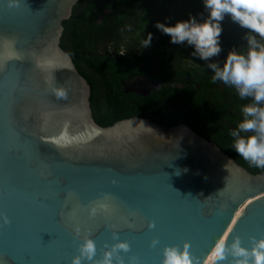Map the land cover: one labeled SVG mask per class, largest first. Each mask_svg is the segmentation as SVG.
<instances>
[{"label":"water","instance_id":"obj_1","mask_svg":"<svg viewBox=\"0 0 264 264\" xmlns=\"http://www.w3.org/2000/svg\"><path fill=\"white\" fill-rule=\"evenodd\" d=\"M78 1L0 0V264H70L84 236L93 260L126 240L114 264H160L186 240L201 262L220 238L250 247L264 236V173L186 123L95 120L91 84L61 46Z\"/></svg>","mask_w":264,"mask_h":264},{"label":"trees","instance_id":"obj_2","mask_svg":"<svg viewBox=\"0 0 264 264\" xmlns=\"http://www.w3.org/2000/svg\"><path fill=\"white\" fill-rule=\"evenodd\" d=\"M201 10L202 0H79L63 22L61 46L91 84V106L100 125L136 116L166 126L186 123L252 173H264L232 148L230 132L250 98L241 99L234 88L213 82L207 61L170 43L155 27L159 15H174L171 22L161 21L174 23ZM149 32L151 45L141 48ZM244 32L230 19L223 22V51L212 60L222 63L232 48L246 50ZM142 82L148 89L135 90Z\"/></svg>","mask_w":264,"mask_h":264},{"label":"clouds","instance_id":"obj_3","mask_svg":"<svg viewBox=\"0 0 264 264\" xmlns=\"http://www.w3.org/2000/svg\"><path fill=\"white\" fill-rule=\"evenodd\" d=\"M18 2L10 0V3ZM202 5L201 11L190 12L186 18L174 23L157 21L155 27L170 37V43L186 46L193 57L207 61V67L213 72V82L221 81L234 88L241 99L250 98V102L241 108L242 119L230 132L232 148L250 167L264 169V0H202ZM226 17L245 30L241 38L246 42V50L232 48L220 63L212 58L223 51L221 34ZM151 42L152 33L149 32L142 40L141 48L150 47ZM52 91L58 98L67 94L66 89L55 85L54 81ZM231 160L229 157L228 162ZM0 218L4 224L9 223L3 212H0ZM74 232L80 236L79 226L74 227ZM250 239L251 246L247 247L239 235L232 236L231 240L220 238L205 262L193 257L187 240L182 245L167 244L162 249L160 264H222L229 256L232 258L230 264H264V236ZM151 243L157 245L158 238H153ZM129 247L126 240H117L105 250L101 260H93L96 242L84 236L70 264H84L85 260L92 264H114L113 255L118 250L127 251ZM115 264H125V261L116 255Z\"/></svg>","mask_w":264,"mask_h":264},{"label":"rangeland","instance_id":"obj_4","mask_svg":"<svg viewBox=\"0 0 264 264\" xmlns=\"http://www.w3.org/2000/svg\"><path fill=\"white\" fill-rule=\"evenodd\" d=\"M183 8V10H185L186 8L185 7H182ZM160 16V19L161 20H165V21H167L169 18H171V15L170 14H163V15H159ZM167 18V19H166ZM229 19L226 17L225 18V20L223 21V22H226V21H228ZM139 83H141V82H139ZM143 83V82H142ZM138 87H140V88H138ZM138 87H136V88H134L135 90H139V91H145V90H147L148 88H147V86L146 85H144V83L143 84H138ZM143 87H146V88H143Z\"/></svg>","mask_w":264,"mask_h":264},{"label":"flooded vegetation","instance_id":"obj_5","mask_svg":"<svg viewBox=\"0 0 264 264\" xmlns=\"http://www.w3.org/2000/svg\"><path fill=\"white\" fill-rule=\"evenodd\" d=\"M175 18L174 15H171V18H169L166 22H169L171 19ZM161 21H165V20H161ZM171 22V21H170ZM152 85L154 84V82L151 83Z\"/></svg>","mask_w":264,"mask_h":264}]
</instances>
